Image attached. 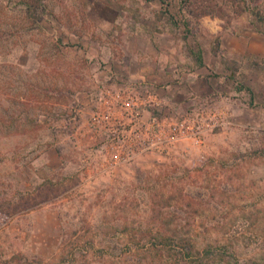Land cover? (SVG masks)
Wrapping results in <instances>:
<instances>
[{
	"label": "rangeland",
	"instance_id": "obj_1",
	"mask_svg": "<svg viewBox=\"0 0 264 264\" xmlns=\"http://www.w3.org/2000/svg\"><path fill=\"white\" fill-rule=\"evenodd\" d=\"M212 1L227 15L192 20L185 39L179 0L165 15L159 0H42L30 31L17 0H0V264H141L149 254L119 228L148 221L161 192L175 211L165 232L181 215L198 247L219 241L238 264H264V23ZM131 88L156 95L143 121L196 110L216 125L122 158L92 119L106 90Z\"/></svg>",
	"mask_w": 264,
	"mask_h": 264
},
{
	"label": "trees",
	"instance_id": "obj_2",
	"mask_svg": "<svg viewBox=\"0 0 264 264\" xmlns=\"http://www.w3.org/2000/svg\"><path fill=\"white\" fill-rule=\"evenodd\" d=\"M159 2L161 5L159 13L165 15L168 13V0H159ZM224 3L230 5L229 7L236 14H249L250 23H264V9H262L260 0H225ZM17 4L21 6L23 17L27 21L23 29L26 31L34 29L44 14L45 8L42 0H17ZM179 8L183 16L181 22L184 26V34L182 38L185 39L190 32L189 24L192 20L203 16L222 17L223 15H227L222 4H218L212 0H179ZM173 25L175 26L176 24L173 23ZM171 28L173 29V27ZM188 51L194 65L192 68L202 67L204 59L201 48L199 46L195 48L188 47ZM250 57L256 59L254 55ZM255 64H257V61ZM153 177L158 178L156 176H150L149 178ZM179 195L180 199H184L186 208H192L193 200L190 196L186 200L187 194L180 192ZM152 198L155 199L154 203L157 204H154L149 209L151 214L148 221L141 223L138 220L136 224L124 222L119 228L120 233L126 237L125 245L127 248L135 249L141 253L144 252L146 255L149 254V256H144L143 260L140 257L139 262L141 264H152L149 261L152 258L160 260L167 258L172 260L166 264H201V261H203L202 264H216L218 261H222L223 264H238L235 252L229 244L219 243V241H207L203 243L202 247H198L195 240L191 237L183 236L180 232L181 230L178 228L181 226V215L176 216L175 219L168 222V224L171 223L172 229L168 227L170 232H165L164 228L160 226V218L162 215H173L171 217H174V214L171 213H175V211L165 203L166 198L162 192L154 193ZM176 208L178 211L181 210L179 207ZM186 213L190 217L194 212L186 211ZM65 245L62 248L64 251L61 258L62 262L69 261L67 254H65Z\"/></svg>",
	"mask_w": 264,
	"mask_h": 264
},
{
	"label": "built area",
	"instance_id": "obj_3",
	"mask_svg": "<svg viewBox=\"0 0 264 264\" xmlns=\"http://www.w3.org/2000/svg\"><path fill=\"white\" fill-rule=\"evenodd\" d=\"M100 101L93 115V127L112 133L116 139L114 148L123 152L122 158H131L133 150L161 149L182 139L198 142L206 130L216 125L214 113L196 110L171 118L150 114L143 121L153 99L134 88L108 89Z\"/></svg>",
	"mask_w": 264,
	"mask_h": 264
},
{
	"label": "crops",
	"instance_id": "obj_4",
	"mask_svg": "<svg viewBox=\"0 0 264 264\" xmlns=\"http://www.w3.org/2000/svg\"><path fill=\"white\" fill-rule=\"evenodd\" d=\"M167 49V48H166ZM153 51L155 52L156 51V49L153 47ZM165 51H167V50H165ZM157 52H159L158 51V49H157ZM158 56H157V58L159 59L160 58V56H159V54L158 53H156ZM161 61V59L159 60V62ZM204 62V65L202 66V67H200L198 70H202L203 68L205 69L206 68V64H205V60H203ZM165 63V65H167L168 64V62H164ZM163 65V64H162ZM173 72L174 71H172V74H173ZM170 72L169 71H167V69H166V71H165V74L167 75V76H170V74H169ZM182 73H184V72H182ZM194 75V79L198 82L199 80H202V79H205L204 77H203V75H200L199 76V73L197 72V74H195V71H194V73L193 72H190V73H187L186 74V76L188 77V79H192L193 80V78H192V76ZM192 80H190V81H192ZM194 80V83L196 82ZM191 83V82H190ZM192 86V85H191ZM146 94H150V96H151V98L152 99H156V95L154 94V93H152V92H146ZM148 108V107H147ZM148 110V109H147ZM146 110V113H149V111H147ZM151 114V113H150Z\"/></svg>",
	"mask_w": 264,
	"mask_h": 264
}]
</instances>
